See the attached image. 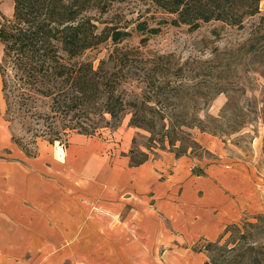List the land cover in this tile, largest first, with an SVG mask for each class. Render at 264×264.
<instances>
[{"label": "rangeland", "instance_id": "1", "mask_svg": "<svg viewBox=\"0 0 264 264\" xmlns=\"http://www.w3.org/2000/svg\"><path fill=\"white\" fill-rule=\"evenodd\" d=\"M12 13L13 0H0V20L10 18ZM96 17L100 29L114 25L130 33L119 46L138 47L144 55L167 54L171 78L165 85L154 87L151 83H157L152 77L154 71L140 65L132 83L124 85L125 97L139 105L142 98L154 95L150 88L160 93L158 102L146 100L141 108L148 117L156 118L154 129L131 124L130 108L118 122L112 120L100 128L94 134L100 137L94 138L104 142L106 154L113 159L129 155L130 163L146 159L164 165L166 161V170L160 172L162 181L175 176L177 170L184 174L180 181L163 188L167 191L166 200L176 204V211L186 210L185 203L191 195L186 167L203 175L206 168H226L229 175L223 180L232 188L238 185L244 190L247 207L245 215L224 233L219 245L230 242L228 247L232 246L233 239L242 233L256 246L264 247V1L259 3L257 14L245 18L241 28L220 21L203 23L197 29L163 23L162 19L169 16L149 0H113L107 11ZM143 20L159 32L151 35L138 31L136 25ZM143 37L148 39L140 42ZM110 45L108 41L85 51L79 58L92 60L96 66L111 49ZM1 56L0 44V59ZM178 67H182L181 71ZM143 76L148 81L141 80ZM189 77L194 80H187ZM33 106L26 110L7 101L0 77V117L9 132L10 143L18 149L6 152L20 160L22 166L35 157L76 158L80 142L77 139L85 135L79 133L83 129L65 128L67 123L49 112L47 99L38 98ZM53 139H57L56 143L50 144L48 140ZM68 142L70 146L65 148ZM169 153L174 154V161L182 159L179 166L163 158ZM234 168L241 169L249 180L233 184L238 180L232 175ZM225 170L214 172L224 175ZM149 204L154 206L153 198ZM129 213L118 212L112 217L127 221ZM154 218L158 225L157 220L147 218L144 229L111 230L115 238L106 245L85 247L83 254L79 253L81 246H69L68 250L63 247V252L61 247H53L54 254L48 258L39 252L36 263L27 260L23 264H201L214 254L205 246L217 237V230H202L190 222L179 229L162 210ZM122 235L126 238L120 242Z\"/></svg>", "mask_w": 264, "mask_h": 264}, {"label": "trees", "instance_id": "2", "mask_svg": "<svg viewBox=\"0 0 264 264\" xmlns=\"http://www.w3.org/2000/svg\"><path fill=\"white\" fill-rule=\"evenodd\" d=\"M112 1L13 0L12 16L0 20V77L5 99L26 110H31L38 98L47 99L54 118L67 123L64 125L67 129L79 126L83 129L79 133L87 136H97L94 134L100 128L112 120L118 122L123 112L130 108L131 124L154 129L156 118L148 117L141 108L146 100L156 102L160 93L150 88L154 95H145L147 99L142 98L139 105L125 97L124 85L132 83L140 65L154 71L152 77L157 80V83L151 81L154 87L165 85L171 78L168 74L171 67L166 64L168 55H144L138 47L119 46L130 36L128 31L114 25L100 29L96 16L106 12ZM149 1L169 16L161 22L197 29L210 21L241 28L246 17L259 12V3L264 0ZM136 29L151 35L159 32L157 27H149L145 20L138 22ZM146 39L148 37H143L140 42ZM108 41L111 49L96 66L92 60L79 58L85 51ZM178 68L181 71L182 67ZM146 79L143 76L141 80L148 81ZM189 79L194 80L193 77ZM54 140L57 139L48 141L54 143ZM58 142L61 144L60 140ZM231 225L224 233L231 230ZM224 233L206 244L205 249L214 254L209 255L204 264L264 262V247L256 246L242 233L233 239L232 246L228 247L230 242L219 245Z\"/></svg>", "mask_w": 264, "mask_h": 264}, {"label": "crops", "instance_id": "3", "mask_svg": "<svg viewBox=\"0 0 264 264\" xmlns=\"http://www.w3.org/2000/svg\"><path fill=\"white\" fill-rule=\"evenodd\" d=\"M0 123V264H23L27 260L36 263L39 252L48 258L56 247L63 252V247L68 250L69 246H81L79 253L83 254L85 247L106 245L115 238L111 230L144 229L146 219L157 220L154 217L160 210L179 229L190 222L202 230H217V237L211 241L245 215V193L237 184L249 178L241 169L234 168L232 175L238 180L232 188L223 180L229 175L226 168H206L203 175L193 173L186 165L191 195L186 210L176 211V204L166 200L163 188L180 181L184 174L177 170L175 176L162 181L160 172L166 170V161L164 165L150 160L133 164L129 155L113 159L106 154L104 142L94 138L100 136L82 135L77 139L76 158L35 157L22 166L6 152L18 149L10 143L1 117ZM69 146L68 142L65 148ZM163 158L178 166L182 161H174L173 153ZM223 170L224 175L214 172ZM151 198L153 207L149 204ZM123 210L130 212V219L113 220L112 216ZM125 238L122 235L120 242Z\"/></svg>", "mask_w": 264, "mask_h": 264}]
</instances>
